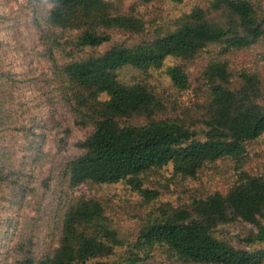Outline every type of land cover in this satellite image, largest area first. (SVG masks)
I'll return each instance as SVG.
<instances>
[{
	"label": "trees",
	"instance_id": "trees-1",
	"mask_svg": "<svg viewBox=\"0 0 264 264\" xmlns=\"http://www.w3.org/2000/svg\"><path fill=\"white\" fill-rule=\"evenodd\" d=\"M184 2L0 0V264H264V158L248 151L264 137L262 3L195 0L161 26L142 12ZM218 163L226 188L159 200ZM118 184L135 225L101 193ZM238 223L252 229L219 233Z\"/></svg>",
	"mask_w": 264,
	"mask_h": 264
},
{
	"label": "rangeland",
	"instance_id": "rangeland-1",
	"mask_svg": "<svg viewBox=\"0 0 264 264\" xmlns=\"http://www.w3.org/2000/svg\"><path fill=\"white\" fill-rule=\"evenodd\" d=\"M195 0H185L184 4L176 6L170 3H165L158 8L148 10L142 9V12L147 15V19H154L156 26L167 25L174 18L178 17L183 11H187L189 6ZM255 1V0H254ZM262 3V8L264 10V0H260ZM116 40H124V38L117 36ZM136 73L132 70H125L121 72L120 78L123 81H131ZM152 81L157 87V90L164 93L166 96H170L171 100L178 98L177 102L185 101L187 97L184 95L178 97L177 94L171 90L170 83L165 77L162 71H157L152 73ZM248 151L251 156L250 166L254 167L256 164L261 163L264 158V137L258 139L256 142L250 145ZM165 177H170L169 173H164ZM235 179L233 171L228 163H218L214 168L205 170L204 173L199 175V178L192 182L184 183L180 186L178 181H174V184H168V189L161 191L162 195L160 197L161 202H176L179 199L187 198L190 194L194 193H207L219 189L226 188ZM166 181H161L164 185ZM80 191H83L81 189ZM103 196L110 199L113 203L112 218L118 223L125 226L135 225L138 221L137 214L139 213L137 207V201L139 198L131 194L125 189L122 184L104 187L101 190ZM252 229L251 226L246 224H235L232 226L223 227L219 230V233L227 238L234 239L235 236L244 234L247 230ZM140 264H175L172 261L166 259L165 257L156 254L151 259Z\"/></svg>",
	"mask_w": 264,
	"mask_h": 264
}]
</instances>
